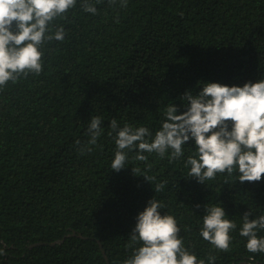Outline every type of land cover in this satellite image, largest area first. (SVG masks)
Here are the masks:
<instances>
[{
  "label": "trees",
  "instance_id": "obj_1",
  "mask_svg": "<svg viewBox=\"0 0 264 264\" xmlns=\"http://www.w3.org/2000/svg\"><path fill=\"white\" fill-rule=\"evenodd\" d=\"M88 2L96 15L76 0L66 18L51 22L50 34L62 26L66 35L39 49V75L0 88V264H124L142 246L129 235L152 197L198 260L264 264V253L248 252L239 234L246 211L250 219L264 215V175L241 183L234 167L199 184L185 167L197 156L194 141L176 160L171 150L164 158L144 153L146 161L129 151L117 173L109 127L113 118L120 128L146 127L151 142L165 108L174 104L181 114L182 96L198 94L202 82L242 87L264 79V0ZM93 116L102 117V132L90 145ZM220 205L237 226L227 252L199 234L205 208Z\"/></svg>",
  "mask_w": 264,
  "mask_h": 264
},
{
  "label": "clouds",
  "instance_id": "obj_2",
  "mask_svg": "<svg viewBox=\"0 0 264 264\" xmlns=\"http://www.w3.org/2000/svg\"><path fill=\"white\" fill-rule=\"evenodd\" d=\"M108 2L114 5L116 0ZM75 5L76 0H0V88L8 82L15 84L21 76L42 72L43 52L39 49L53 39L63 41L66 35L62 26L50 34L51 22L61 14L66 18L67 11ZM126 6V0H121V7ZM82 7L87 13L97 14L88 0ZM202 83L198 94L184 93L187 107L181 114H177L179 109L174 104L165 108L166 120L151 142L146 139L150 136L148 128L129 124L120 128L113 118L109 123L116 133L112 170L118 173L126 168L129 151H136V160L146 161L144 153L164 158L171 150L170 160H176L183 155V146L194 141L197 156H189L185 167L191 166L188 175L197 183L203 185L206 180L215 179L217 173L231 174L234 167L241 174V183L260 182L264 175V79L246 82L242 87ZM101 125L102 117L90 118L88 144H96ZM166 183L157 184L156 192L162 191ZM162 207L163 203L152 197L137 215L129 239L142 246L124 264H205L185 249L175 217L162 215ZM205 212L200 236L217 250L229 251V233L236 229V223L225 218L221 205L206 207ZM251 215L249 210L243 214L239 234L247 238L248 252L264 253V237L257 235L264 229V215L250 219ZM208 260L212 264L215 257Z\"/></svg>",
  "mask_w": 264,
  "mask_h": 264
},
{
  "label": "water",
  "instance_id": "obj_3",
  "mask_svg": "<svg viewBox=\"0 0 264 264\" xmlns=\"http://www.w3.org/2000/svg\"><path fill=\"white\" fill-rule=\"evenodd\" d=\"M102 253H103L104 257H106L104 251H102Z\"/></svg>",
  "mask_w": 264,
  "mask_h": 264
}]
</instances>
